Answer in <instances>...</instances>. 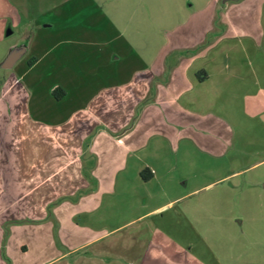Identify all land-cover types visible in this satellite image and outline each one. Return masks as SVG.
<instances>
[{"label":"crops","instance_id":"0c3cea01","mask_svg":"<svg viewBox=\"0 0 264 264\" xmlns=\"http://www.w3.org/2000/svg\"><path fill=\"white\" fill-rule=\"evenodd\" d=\"M247 1L264 5L221 6ZM100 22L46 18L9 48L25 50L0 86V264H192L184 226L142 220L186 197L187 150L227 153L225 120L203 107L226 82L197 63L202 32L121 52Z\"/></svg>","mask_w":264,"mask_h":264},{"label":"rangeland","instance_id":"374dc122","mask_svg":"<svg viewBox=\"0 0 264 264\" xmlns=\"http://www.w3.org/2000/svg\"><path fill=\"white\" fill-rule=\"evenodd\" d=\"M214 1L0 0V86L10 72L1 67L9 48L57 15L90 16L102 28L109 15L121 52L152 54L174 35L202 32L206 57L197 63L226 82L218 90L210 87L218 96L203 107L225 120L231 145L218 157L187 150L186 197L142 222L167 231L184 226L192 264H264V5L247 1L222 8L223 0L217 7ZM93 2L99 8L90 13ZM225 14L231 25L219 22ZM221 66L230 73H220Z\"/></svg>","mask_w":264,"mask_h":264},{"label":"water","instance_id":"95a60500","mask_svg":"<svg viewBox=\"0 0 264 264\" xmlns=\"http://www.w3.org/2000/svg\"><path fill=\"white\" fill-rule=\"evenodd\" d=\"M25 47L16 46L9 50V52L4 57L1 67L2 68H10L20 57V55L24 52Z\"/></svg>","mask_w":264,"mask_h":264},{"label":"trees","instance_id":"16d2710c","mask_svg":"<svg viewBox=\"0 0 264 264\" xmlns=\"http://www.w3.org/2000/svg\"><path fill=\"white\" fill-rule=\"evenodd\" d=\"M63 94V91L60 89V88H56L53 90V95L56 97V98H60ZM141 176L143 179H148L150 176H151V172L144 169L142 172H141Z\"/></svg>","mask_w":264,"mask_h":264}]
</instances>
